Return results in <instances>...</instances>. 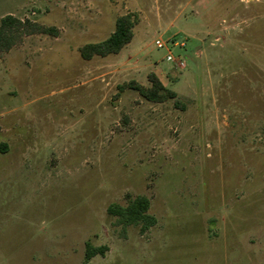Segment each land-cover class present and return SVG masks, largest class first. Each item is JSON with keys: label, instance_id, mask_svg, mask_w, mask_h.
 Returning <instances> with one entry per match:
<instances>
[{"label": "rangeland", "instance_id": "1", "mask_svg": "<svg viewBox=\"0 0 264 264\" xmlns=\"http://www.w3.org/2000/svg\"><path fill=\"white\" fill-rule=\"evenodd\" d=\"M7 15L25 24L0 57V264H264V0H0ZM124 15L130 43L83 60ZM149 75L183 108L127 88ZM137 196L144 233L106 214ZM86 243L106 250L85 263Z\"/></svg>", "mask_w": 264, "mask_h": 264}, {"label": "trees", "instance_id": "2", "mask_svg": "<svg viewBox=\"0 0 264 264\" xmlns=\"http://www.w3.org/2000/svg\"><path fill=\"white\" fill-rule=\"evenodd\" d=\"M136 22V18L132 15H124L117 18L114 31L105 40L86 44L79 48L78 52L80 57L85 61H89L93 57H106L108 55L118 54L127 44L130 43L133 36L132 29ZM24 24L25 22H21L10 15L4 16L0 19V57L9 51L24 34L22 32ZM26 25H28L30 29L28 34H48L51 32V29H45L28 22H26ZM148 81L150 83L149 88H144L136 83H129L127 88L138 92V94L148 102L163 103L166 101H173L175 107L180 106V108H183L177 95L164 88L154 75H149ZM148 210V199L143 196H137L125 206L110 204L106 208V214L114 217L116 223L123 228L128 226H138L139 232L144 233L156 223L155 218L148 214ZM105 250V247L95 248L86 243L84 262H88L96 255L102 256Z\"/></svg>", "mask_w": 264, "mask_h": 264}, {"label": "built area", "instance_id": "3", "mask_svg": "<svg viewBox=\"0 0 264 264\" xmlns=\"http://www.w3.org/2000/svg\"><path fill=\"white\" fill-rule=\"evenodd\" d=\"M156 46H157L158 48H161V47H162L161 44H160L159 42H156ZM170 60H172V59H171L170 56H168V57H167V61H170Z\"/></svg>", "mask_w": 264, "mask_h": 264}]
</instances>
